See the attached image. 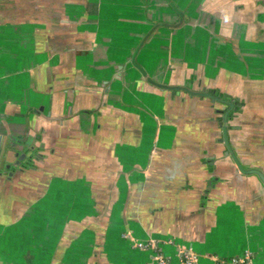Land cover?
Returning <instances> with one entry per match:
<instances>
[{
  "label": "crops",
  "instance_id": "crops-1",
  "mask_svg": "<svg viewBox=\"0 0 264 264\" xmlns=\"http://www.w3.org/2000/svg\"><path fill=\"white\" fill-rule=\"evenodd\" d=\"M254 168L264 0H0V264H264Z\"/></svg>",
  "mask_w": 264,
  "mask_h": 264
},
{
  "label": "built area",
  "instance_id": "built-area-1",
  "mask_svg": "<svg viewBox=\"0 0 264 264\" xmlns=\"http://www.w3.org/2000/svg\"><path fill=\"white\" fill-rule=\"evenodd\" d=\"M140 245H145L143 242H140ZM180 264H203L198 260L197 256L191 250H185L182 252L180 257ZM232 262L240 264H252L250 252H245L239 256H233L231 258ZM158 264H170L166 257L163 255L157 256Z\"/></svg>",
  "mask_w": 264,
  "mask_h": 264
},
{
  "label": "water",
  "instance_id": "water-1",
  "mask_svg": "<svg viewBox=\"0 0 264 264\" xmlns=\"http://www.w3.org/2000/svg\"><path fill=\"white\" fill-rule=\"evenodd\" d=\"M229 149L231 150L230 146H229ZM231 151H232V150H231ZM235 158H236V157H235ZM236 161H237V163L239 164L240 168L243 169V167L241 166V164H240V162L238 161L237 158H236ZM245 171L257 173V174L261 177L262 181L264 182V173L261 172L259 169H255V168H254V169H249V170H245Z\"/></svg>",
  "mask_w": 264,
  "mask_h": 264
},
{
  "label": "flooded vegetation",
  "instance_id": "flooded-vegetation-1",
  "mask_svg": "<svg viewBox=\"0 0 264 264\" xmlns=\"http://www.w3.org/2000/svg\"><path fill=\"white\" fill-rule=\"evenodd\" d=\"M214 95V94H213Z\"/></svg>",
  "mask_w": 264,
  "mask_h": 264
}]
</instances>
